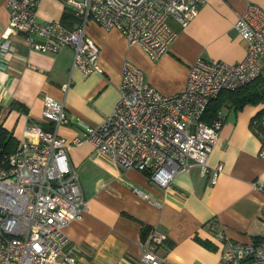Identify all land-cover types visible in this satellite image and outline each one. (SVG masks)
<instances>
[{
    "label": "crops",
    "instance_id": "obj_1",
    "mask_svg": "<svg viewBox=\"0 0 264 264\" xmlns=\"http://www.w3.org/2000/svg\"><path fill=\"white\" fill-rule=\"evenodd\" d=\"M248 4L264 10V0H204L185 26L172 21L176 36L157 59L129 43L119 30L88 22L85 32L100 47L101 68L88 75L72 67L71 47L39 52L22 35L11 34L10 51H0V124L17 141L26 123L52 130L42 117L43 97L50 96L64 102L70 119L58 126L59 135L80 136V123L100 124L111 112L125 60L159 92H179L198 56L226 62L244 57L246 44L233 24ZM67 12L64 0H42L36 10L37 17L47 21L61 20ZM8 18L5 0H0V43ZM263 104L220 108L219 138L207 159L209 168L221 165L215 184L205 168L196 166L161 187L150 181L147 171L120 168L88 141L70 146L68 161L78 172L88 210L65 226L64 254L74 257L73 264H137L141 229L148 226L166 236L157 251L173 264H215L225 241L264 238V160L258 156L260 137L251 126Z\"/></svg>",
    "mask_w": 264,
    "mask_h": 264
},
{
    "label": "built area",
    "instance_id": "obj_2",
    "mask_svg": "<svg viewBox=\"0 0 264 264\" xmlns=\"http://www.w3.org/2000/svg\"><path fill=\"white\" fill-rule=\"evenodd\" d=\"M42 0H5L8 25L0 51L13 46L11 34H20L36 51L73 50L72 67L84 75L101 71L100 47L85 32L88 22L119 30L151 59L167 51L176 36L172 21L185 26L204 0H64L73 17L41 20L36 10ZM233 29L245 41V55L237 62L206 60L198 56L190 65L185 87L163 94L142 72L125 60L118 98L97 125L80 123V136L70 139L57 128L70 122L64 102L43 97L42 117L52 130L26 123L16 148L0 162V264H68L65 226L88 210L77 170L69 163L67 149L83 141L112 158L120 168L147 171L150 181L167 186L181 171L205 168L215 184L221 165L207 166L219 138L222 120L208 124L202 114L221 90L235 89L264 71V10L248 4ZM260 111V112H259ZM251 119L260 137L258 156L264 160V104ZM135 191L139 192L137 188ZM221 239V235H219ZM166 236L150 228L140 242L137 264H173L157 251ZM215 264H264V238L248 242L225 241Z\"/></svg>",
    "mask_w": 264,
    "mask_h": 264
},
{
    "label": "trees",
    "instance_id": "obj_3",
    "mask_svg": "<svg viewBox=\"0 0 264 264\" xmlns=\"http://www.w3.org/2000/svg\"><path fill=\"white\" fill-rule=\"evenodd\" d=\"M71 14V13H70ZM68 12L64 14L61 21L67 25H71L73 17ZM69 16V19H66ZM264 102V71L260 73L251 82L239 86L235 89L221 90L214 98H211L208 102L206 109L202 114V119L211 124L217 117L220 108L224 104L232 105L235 109L243 107L245 104H258ZM260 112V111H259ZM17 139L0 124V162L16 148ZM149 230L148 226H142L141 235L144 239ZM203 245L208 248H216L208 240H202L197 238ZM260 240V239H259ZM257 241V240H255Z\"/></svg>",
    "mask_w": 264,
    "mask_h": 264
}]
</instances>
